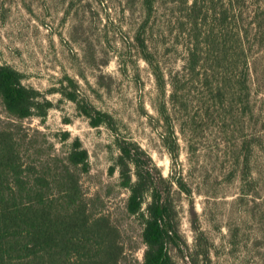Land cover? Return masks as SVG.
I'll return each instance as SVG.
<instances>
[{
    "label": "rangeland",
    "instance_id": "obj_1",
    "mask_svg": "<svg viewBox=\"0 0 264 264\" xmlns=\"http://www.w3.org/2000/svg\"><path fill=\"white\" fill-rule=\"evenodd\" d=\"M128 1L0 0V64L17 70L25 86L53 104L43 119H25L22 126L38 130L44 136L38 141L54 144L56 152L80 140L89 164L80 177L84 197L92 214L108 216L117 227L122 264L142 263L141 220L125 213L127 193L117 185V172L108 174L117 156L112 132L90 127L57 92L66 78L115 119L120 135L146 151L165 178L186 186L188 194L173 185L171 199L190 253L194 227L202 233L208 261L198 264H264V38L252 41L251 35L245 43L248 90L242 102L238 96L215 97L214 84L209 91L202 79L183 78L177 101L167 102L177 143L172 157L162 142L154 77L135 48L140 0ZM247 8L242 25L253 15V7ZM177 16L168 0H155L146 35L167 80L183 70L186 56ZM223 71L233 69H204L203 77L214 83ZM2 120L8 118L0 104ZM62 132L70 135L65 144ZM170 253L177 264H192L176 250Z\"/></svg>",
    "mask_w": 264,
    "mask_h": 264
},
{
    "label": "trees",
    "instance_id": "obj_2",
    "mask_svg": "<svg viewBox=\"0 0 264 264\" xmlns=\"http://www.w3.org/2000/svg\"><path fill=\"white\" fill-rule=\"evenodd\" d=\"M168 3L178 13V37L183 39L186 54L183 70L167 80L149 49L146 35L154 18L155 0H140L143 19L134 41L155 80L156 111L164 127L162 142L175 157L177 143L167 102L177 101L181 81L189 76L191 80L199 78V82L202 79L209 91L214 84L215 97L238 96L242 102V94L248 90L245 43L251 35L252 41L264 38V0H168ZM247 6L253 7V15L248 25H242L243 9ZM230 68L233 71H223L214 83L203 77L204 69ZM66 80L68 84L60 85L57 92L75 105L90 127L103 126L114 136L117 156L108 174L117 172V185L127 193L125 213L141 220L140 238L144 246L141 264H177L171 256L172 249L181 257L190 258L192 264L207 262L208 249L201 243L204 239L198 228L194 227L193 253L178 230L171 188L177 185L188 194L186 186L178 179L165 178L146 151L120 135L110 114L97 110L81 97L76 81ZM0 104L8 118L0 122V264H122L123 249L117 227L108 216L92 214L84 197L80 177L88 172L89 164L80 140L74 138L65 150L56 152L54 144L38 141L40 137L44 139L43 134L38 130L30 133L21 124L25 119H43L52 102L36 89L25 86L17 70L0 64ZM59 136L62 144L70 139L68 132Z\"/></svg>",
    "mask_w": 264,
    "mask_h": 264
}]
</instances>
